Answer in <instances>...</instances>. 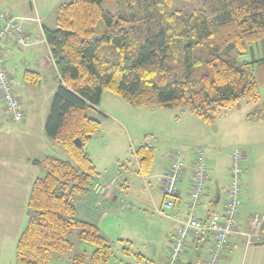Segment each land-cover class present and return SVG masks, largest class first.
Returning <instances> with one entry per match:
<instances>
[{
	"label": "trees",
	"instance_id": "trees-1",
	"mask_svg": "<svg viewBox=\"0 0 264 264\" xmlns=\"http://www.w3.org/2000/svg\"><path fill=\"white\" fill-rule=\"evenodd\" d=\"M105 1L122 6L112 12ZM172 2L71 0L57 6L54 28L43 26L60 78L44 131L70 160L45 156L33 161L46 173L31 184L14 264H49L54 254L69 252L73 228L94 250L74 254L70 262L108 263V239L96 223L79 218L75 206V198L89 194L97 181L83 146L98 132L100 122L85 109H96L104 90L136 107L189 106L208 123L218 108L237 106L241 98L260 100L264 58H241L264 37V0H203L188 15L172 8ZM24 78L35 86L40 82L33 71H25ZM257 115H264V101ZM152 151L148 145L136 150L145 173ZM260 235L258 243L264 242V221Z\"/></svg>",
	"mask_w": 264,
	"mask_h": 264
},
{
	"label": "rangeland",
	"instance_id": "rangeland-1",
	"mask_svg": "<svg viewBox=\"0 0 264 264\" xmlns=\"http://www.w3.org/2000/svg\"><path fill=\"white\" fill-rule=\"evenodd\" d=\"M69 1L71 0H0V6H6L7 10L14 14L13 16L30 14L33 10L31 16L39 18L35 13L37 11L41 18L44 17V22L54 28L57 6ZM202 2L203 0H173L172 8L179 10L183 15H188L200 8ZM104 6L112 12H117L122 3L105 1ZM2 10L6 9L0 7V12ZM17 18L23 21L22 17ZM38 24L41 25L40 22ZM42 46L40 45L39 49ZM29 50L34 49L24 48L23 51H28V54L14 52L15 59L8 56L9 67L15 60L19 61L17 64L19 68L22 66L20 60L26 59L32 63L35 57ZM262 58H264V37L257 45L247 50L241 60L251 62ZM19 77L21 79V74ZM29 85L34 87V95H28L16 87V92L24 96L25 99H22L24 102L33 100L34 106L27 124L6 118L0 101V170L10 168L12 170L16 164L14 162L21 160L25 184L31 175L37 178L43 177L46 173V169L42 166L27 168L24 161L27 154L39 156L44 148L46 154H53L62 160H70L60 144L55 143L57 148L47 147L42 140L44 133L41 117L43 111L49 109L53 95L49 87L50 80L46 79L44 86L39 89L31 83ZM261 85L258 102L241 98L237 106L218 108L213 114L212 123L199 118L189 106L173 109L161 106L136 107L126 103L109 90L103 91L96 109L91 107L85 109V114L98 120L100 127L98 132L85 142L83 150L90 152V158L101 184L105 182L108 185L112 179L116 181L112 189L114 197L105 198L110 201L114 198V200L107 202L109 216L100 228L109 235L111 255L107 264H165L164 260L170 247L171 221L170 217L163 215L158 209L163 198L161 175L167 167L172 151L177 150L181 157H185L184 155L196 148H202L210 169H217L220 175L218 178L221 194L226 189V169L234 147L245 149L247 146L252 160L254 156L264 155V115L262 117L257 115L264 100V84ZM115 101L122 103L124 108L118 107ZM103 109L109 111L111 115L106 116ZM13 144H16V149L19 148L17 150H20V156L17 151L16 153L13 151ZM145 144L153 150L152 160L146 173L141 169L136 154V150ZM214 175L215 173L209 172L210 180H215ZM124 178L126 187L121 190L119 186L124 183ZM242 185L245 189L244 182ZM21 189V192L16 194V201L11 202L14 208L9 210L16 216L8 213V209L0 205V220L15 219L16 223L21 222L23 229L27 222L25 186ZM80 197L75 198V206L77 216L83 219L85 207ZM2 201L0 197V203ZM11 228L17 229L12 225ZM9 230L6 228L5 233L0 231V235H5L9 239L11 236ZM77 233L78 229H71L69 239L73 248L64 254H54L51 258L53 264H63L64 261L65 264H72L70 258L82 251L91 254L94 247L80 241ZM230 249H233L232 252L225 251L219 264H243V245L235 244ZM204 254L205 252L201 250V255Z\"/></svg>",
	"mask_w": 264,
	"mask_h": 264
},
{
	"label": "crops",
	"instance_id": "crops-1",
	"mask_svg": "<svg viewBox=\"0 0 264 264\" xmlns=\"http://www.w3.org/2000/svg\"><path fill=\"white\" fill-rule=\"evenodd\" d=\"M3 9L1 12H5L10 16H13L14 14L10 13V10L8 11L6 6H0ZM9 13H8V12ZM12 12V10H11ZM33 13V10H31L30 14H25L23 16H13V17H22V28L23 33L29 42V45L27 46H21L15 43V39L12 35H7L5 39L0 43V59L3 61L5 68L12 80L13 84V91L18 97L20 101V107L23 109V119L21 120L23 123L28 122L30 116H31V109L33 108V100H26L24 96L19 95V93L16 92L17 89H20L22 91H25L28 95H34L35 93L33 90L34 87H31L29 85V82H27L24 78L25 71H33L39 74L40 76V82L38 85H34L37 87V89L41 88L45 84V80H50V89L52 91V94H54L56 87L59 84V74L57 71V68L55 66V63L53 59L51 58L50 49L45 41L44 35H43V26H48L44 22V17L41 18L36 11V15H38L39 18H34V16H31ZM38 22L41 23V25L38 24ZM1 24V22H0ZM38 41V42H37ZM258 44V43H257ZM255 44V45H257ZM40 45H43L40 48ZM31 46V47H29ZM24 48L27 49H34L29 50L31 55H33L35 58L32 61V63L28 62L26 59L20 60V63L22 66L17 67V64L19 61L15 60L14 63L11 64L9 67V60L7 59L8 56L12 57L13 59L16 58V53L14 52H20L23 54H28V51H23ZM16 50V51H15ZM21 74V79H20ZM21 80V81H20ZM264 82L262 83V85ZM261 85V86H262ZM29 92V93H28ZM53 96V95H52ZM0 101L3 105V111L5 114V117L8 119H12V117L9 115V113L6 110L5 104L0 98ZM264 101V100H263ZM118 107L124 108L122 103L119 101H115ZM101 107V106H100ZM104 114L107 116L111 115L109 111L103 109ZM107 111V112H106ZM48 113V108L43 111L42 117H41V125L42 130L44 133L43 136V143L45 146L49 147L52 146V148H57L55 146V143L52 142L47 136L45 137V131H44V122L46 115ZM51 142H50V141ZM259 142L256 143L258 145ZM146 145V144H145ZM14 148L13 151L18 153V156H20V150H17L19 148H15L16 144H13ZM18 146V145H17ZM245 164L243 168V173L241 175V184L245 185V189L242 185V205L239 209V216H238V223H237V233L232 234L229 237L228 244L226 246V252L230 250V253L233 249H230L232 245L235 244H241L243 245V254L244 255V263L243 264H264V242L260 243H252L250 245H246V239L243 235H241V232H248L250 230V218L253 214H260L264 216V155L254 156V160L251 159V152L250 149L246 146L245 147ZM44 148L42 149V153L39 154V156H34L32 154H27L24 158L25 166L27 168H35L39 166L38 164H35L34 160H41L45 156H54L53 154H46ZM89 155V151L87 152ZM206 155V154H205ZM90 156V155H89ZM185 157V163H186V169L183 173L181 184H179V195L174 199V205L172 209L170 210V221L171 225L169 228L170 236H172L174 230L179 224V221L185 220L187 217V202H188V193L190 189V180H191V172L189 170L190 168V160L192 157V152L184 155ZM16 159V157H15ZM207 159V157H206ZM231 162V155H230V161L228 163L227 169H226V188L228 185V169ZM16 163L12 168L3 169L0 172V197L3 199L2 203L0 205L3 208L8 209V213L16 216L9 210L11 208H14L12 203L16 201V194L21 192V188L25 186V205H27V198L29 194V190L31 187L32 182L36 178L34 175H31L29 177V180L25 184L23 182V176L25 173L21 171V160L15 161ZM94 164V163H93ZM208 164V159H207ZM17 168V170H16ZM166 169V168H165ZM164 169V171H165ZM163 171V172H164ZM209 172L215 173V180H210L208 176V180L206 182V190L204 192V195L202 196L201 200L199 201V204L196 208V214L199 217H207L212 212H220L223 208V203L226 198V189L223 191L224 196L222 197L221 194V187L219 186V173L217 172V169L211 168L208 165V174ZM34 173V172H33ZM32 173V174H33ZM96 182H100L97 178ZM212 182V185H211ZM105 183V182H102ZM210 183V184H209ZM106 184V183H105ZM122 190V188L126 187V179L124 178V183L119 186ZM216 187L219 188V194L216 195ZM213 191V192H212ZM114 197V196H113ZM83 201L85 212L83 215V219L94 222L97 224L99 229L103 224L105 223V219L109 216L108 210H109V203L112 201L105 199L106 197L101 196L98 193H95L91 191L86 196L80 197ZM164 198H162L163 203ZM245 200V201H244ZM12 202V203H11ZM160 204V207L162 205ZM159 207V208H160ZM256 209V210H254ZM11 225L17 227V229H12ZM21 222L16 223L15 219L10 220H0V231L6 232V228H9L10 230V238L7 239V236L0 235V264H14L15 262V245L16 240L22 230ZM6 226V228H5ZM172 229V230H171ZM14 231V232H13ZM101 233L108 239V234L104 230L100 229ZM5 237V238H4ZM13 238V239H12ZM170 239V238H169ZM213 242L212 236H207L203 240L197 242L193 238L189 237L184 241V251L180 256V261L178 264H205L208 250L210 249ZM201 250L205 252L204 256L201 255ZM222 254V257L223 258ZM243 257V256H242ZM57 261V260H56ZM166 262V257L165 260ZM49 264H53L52 261L49 262ZM65 264V261L63 262Z\"/></svg>",
	"mask_w": 264,
	"mask_h": 264
},
{
	"label": "built area",
	"instance_id": "built-area-1",
	"mask_svg": "<svg viewBox=\"0 0 264 264\" xmlns=\"http://www.w3.org/2000/svg\"><path fill=\"white\" fill-rule=\"evenodd\" d=\"M0 43L7 35H12L15 43L21 46L29 45L22 28L20 18L0 12ZM38 42V41H37ZM0 98L5 104L6 110L14 121L23 119V110L20 108V101L13 91L12 80L0 59ZM245 164V150L234 147L231 151V162L228 169V185L226 198L220 212H212L207 217H199L196 208L206 190L208 180V164L205 152L202 148L192 151L190 160V189L187 202V217L179 221L174 230L170 247L166 256L165 264H178L180 256L184 251V241L191 237L199 242L207 236L213 237V242L208 250L205 264H219L222 254L226 250L229 237L237 233L239 209L242 205V184L241 175ZM185 158L181 157L179 151L170 153L169 161L165 171L161 175V191L163 203L158 209L163 215L170 217L169 211L174 205V199L179 195V183L187 168ZM116 181L112 179L108 185L95 182L92 191L103 197L113 196L112 189ZM264 216L253 214L250 218V230L241 232L246 239V245L258 243L261 240L260 225Z\"/></svg>",
	"mask_w": 264,
	"mask_h": 264
},
{
	"label": "water",
	"instance_id": "water-1",
	"mask_svg": "<svg viewBox=\"0 0 264 264\" xmlns=\"http://www.w3.org/2000/svg\"><path fill=\"white\" fill-rule=\"evenodd\" d=\"M75 143H76V145L80 146L81 145L80 139H75ZM218 194H219V188L216 187V195H218Z\"/></svg>",
	"mask_w": 264,
	"mask_h": 264
}]
</instances>
